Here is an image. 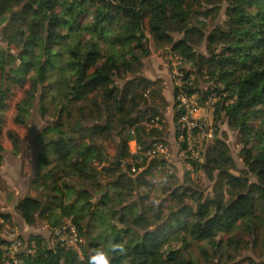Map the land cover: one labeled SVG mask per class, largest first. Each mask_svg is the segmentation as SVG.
Here are the masks:
<instances>
[{
  "label": "trees",
  "instance_id": "trees-1",
  "mask_svg": "<svg viewBox=\"0 0 264 264\" xmlns=\"http://www.w3.org/2000/svg\"><path fill=\"white\" fill-rule=\"evenodd\" d=\"M202 1L0 0V34L8 48L0 47V113L12 84L25 87L16 122H25L37 95L43 116L49 105L58 113V121L36 137L38 172L32 181L54 196H24L15 209L28 225L40 217L59 227L70 218L86 241L79 253L58 240L49 248L40 235H31L37 248L23 254L25 264H87L89 253L110 241L127 246L124 255L114 254L112 264H204L190 250L192 242L202 243L199 251L206 261L219 258L215 264H240L235 256L250 245L264 249V0H227L226 20L208 34L199 17L210 10ZM149 38L154 47H169L180 57L185 79L193 76L185 61L204 79V84L186 83L187 94L201 93L200 100L217 94L215 121L238 130L246 165L233 173L236 163L228 144L215 138L203 161L193 162L213 181L211 194L191 185L171 188L166 215L163 204L140 210L129 200L130 192L151 186L145 175L154 164L164 163L155 156L136 178L128 175L133 170L130 141L143 152L155 139L165 143V125L147 123L150 117L163 120L167 107L162 81L142 74ZM203 40L206 54H199L196 47ZM179 113L174 102L176 129ZM83 117L89 125L77 127L75 121ZM110 141L115 161L98 170L96 163L108 162ZM2 151L0 145V164ZM126 161L128 173L118 163ZM103 172L109 177L105 183ZM94 194H101L97 203L91 202ZM8 220L10 215L0 212V230ZM96 226L105 232L93 233ZM3 255L0 248V260ZM247 264H264V259Z\"/></svg>",
  "mask_w": 264,
  "mask_h": 264
},
{
  "label": "rangeland",
  "instance_id": "rangeland-1",
  "mask_svg": "<svg viewBox=\"0 0 264 264\" xmlns=\"http://www.w3.org/2000/svg\"><path fill=\"white\" fill-rule=\"evenodd\" d=\"M201 6L205 7L207 10H210L208 16L200 15L199 17V19L205 23L208 34V32H210L216 25H221L226 20V10L228 4L227 0H210L209 3L203 0ZM174 38H179V35H174ZM0 47L8 51L6 43L1 40V34ZM149 47L150 54L143 60L142 74L146 76L148 71L153 72V65L158 64L160 66L159 69L161 66L165 67L166 65L168 68L167 73L173 81V63L174 65H178L179 61L175 60L171 54V51L169 50V47H154L151 40L149 42ZM10 50L12 52H16L15 49ZM196 52L199 54H206V40H203L201 44L196 47ZM183 66L189 70H193L191 73L193 74L192 77L195 79L196 83H203L204 79L199 75L191 63L185 61ZM159 69L157 68V71L154 70V72L157 73ZM158 75H160V72H158ZM197 75L200 77V81L198 80ZM118 84H121V81H118ZM8 87L10 90L8 93L9 96L6 99L7 107L0 113V145L3 148V151L1 152L0 164V212L8 213L10 215V220L3 222V227L0 230V238L6 241V243L9 245L14 238L13 233H15L16 237H18L23 243L24 252H20V255L23 257V254H33L37 248V243L35 240L29 241L31 235H40L43 238V244H46L49 248H53L55 243L58 242L54 236L55 229L63 228L69 222H71V219L64 218L63 226L51 227L47 220L39 217L33 224L28 225L18 215L15 209L16 202L24 196H32L40 200H44L45 198L46 200H50L54 196L53 193L51 194L47 189L40 188L39 183H34L32 181L35 180L36 174L38 172L36 163V137L46 126L53 125L58 121V113L53 105H49L48 112L45 114V116H43L39 110L40 99L39 95H37L34 100H31L33 106L30 109L25 122H16L15 117L17 114V107L24 97L23 95L25 87H20L15 84L8 85ZM202 88L207 90V85L203 86ZM197 94L201 96V93ZM171 103L172 101L167 102V108ZM167 108L164 111L165 114H168ZM165 114H163V124L165 125L163 141L167 146L168 153L166 157L165 155L160 157L164 160V163L156 165L154 164L152 170L150 171V175H145V179L149 181L151 186H142L138 189H135L133 192H130L131 197L129 198L130 201H135V203H137L140 210H143V208L148 205L163 204L162 211L164 215L167 214V211L169 210L168 207L172 203L171 199L167 200V196L171 191V188H183L186 185H191L198 189L200 193L207 195L211 194L213 185V181L208 179L203 170L198 168V166H194L193 162L195 159L182 152V144L180 143L177 135L175 136V133H177L176 128L174 127L175 124H169L170 119L168 120L167 118H169L170 113L166 116L167 118L165 117ZM208 114V118L205 121L203 120L204 114L201 112L196 115V118L200 122H204L205 131L213 129L216 138H221L228 144L230 154L236 163V170H233L232 172L235 174H240L242 170L246 169L242 153L243 145L240 143V139L242 138L241 135L237 129H232L228 125L227 121L220 118L219 120L216 119L215 121V111L212 114ZM88 122L89 121L87 117H83V119L78 122L75 121L76 125L80 124V127L88 126ZM251 123L254 126H259V122L254 121ZM111 140L114 142L117 140V131L113 132ZM114 142L110 141L106 143V150L110 153V156L107 163H96L98 170L102 171V169L107 167L108 164L115 161ZM135 144L136 143L133 140L129 142V148L133 159H131V157L128 160V162H131V165H133V170L135 171L132 170L129 173L127 172V161L124 164L122 162H118L119 165L123 166V169L121 170L127 172L131 179L136 178L139 173L143 172V169L149 167L153 163L152 161H154V159L152 160V157L149 156L146 151H142V147L136 149ZM142 161L145 162L140 164L142 165L140 168L136 169L135 165L141 163ZM187 177L190 178L191 181L186 182ZM101 179L102 183H105L109 177L103 172ZM251 179L255 180L256 178L253 175L251 176ZM37 184L38 187H36ZM100 196L101 194H94L91 198V202L97 203ZM144 196H146V198L142 200L141 198ZM164 199L166 201H164ZM173 204H175V201ZM148 216H151V214H148ZM111 222L113 223V220ZM95 225H97L96 222ZM117 227H121V225L117 224ZM135 229L139 230L138 228ZM95 232L104 233L105 230L103 227L96 226L93 229V233ZM79 237L81 242L73 241L71 247L80 253L82 248L85 246L86 241L84 240L85 237L82 235L79 234ZM226 237L227 236L224 235V238ZM181 242L183 241L179 240L177 243L181 244ZM174 246L180 247V245ZM200 246H202V243L200 242H192L190 244L189 248L196 258H198L200 262L204 264L217 263L219 258H211L209 261H206L199 251ZM231 253L233 252L230 251V254ZM249 259H252L256 262L263 260V247L261 246L258 249H254L253 246H248V248L239 251V253L235 256L234 262L247 264Z\"/></svg>",
  "mask_w": 264,
  "mask_h": 264
},
{
  "label": "built area",
  "instance_id": "built-area-1",
  "mask_svg": "<svg viewBox=\"0 0 264 264\" xmlns=\"http://www.w3.org/2000/svg\"><path fill=\"white\" fill-rule=\"evenodd\" d=\"M171 54L180 64V57L174 53ZM179 64L174 65L173 63L172 67L173 84L176 89L175 102L177 103V108H180V113L178 114L177 119L178 126L176 129L178 130V139L182 144L183 153L202 162L208 145L214 141L216 135L213 129L205 131L204 122H200L196 118V115L199 112L203 113V120L205 121L208 118V113L212 114L215 111L218 97L215 92H211L204 100H200L201 98L197 93L187 94L185 92L186 83H189L190 85L193 77L191 76L185 79L184 70ZM147 123L151 126L161 128L164 120L158 117H150V120H148ZM136 149H139L137 145ZM146 152L151 157L164 155L166 157L168 149L165 143L155 139ZM13 236L14 238L9 245H0V248L4 251L0 264H25L24 258L20 255V252H24L23 243L18 237H16L15 233H13ZM54 236L56 240L60 241L65 246H71L73 241L81 242L80 237H78L75 227L71 222L63 228L55 229Z\"/></svg>",
  "mask_w": 264,
  "mask_h": 264
},
{
  "label": "clouds",
  "instance_id": "clouds-1",
  "mask_svg": "<svg viewBox=\"0 0 264 264\" xmlns=\"http://www.w3.org/2000/svg\"><path fill=\"white\" fill-rule=\"evenodd\" d=\"M126 252V242L110 241L106 246L92 250L87 257V264H112L114 254L124 255Z\"/></svg>",
  "mask_w": 264,
  "mask_h": 264
},
{
  "label": "crops",
  "instance_id": "crops-1",
  "mask_svg": "<svg viewBox=\"0 0 264 264\" xmlns=\"http://www.w3.org/2000/svg\"><path fill=\"white\" fill-rule=\"evenodd\" d=\"M153 66H154L152 69L153 72L148 71L146 73V76H147V78H149L151 80L161 79L162 85H163V95H164L167 102L172 101V103L169 105V107L168 108L166 107L168 110V114L170 113L169 118L166 117L168 114H165V113L164 114L168 120L170 119L169 124H171V123L175 124V122H174L175 88H174L173 81L167 73L168 68L166 65H165V67L161 66L160 69H159L160 66L158 64L153 65ZM157 68L159 69L158 72H160V75H158V72L157 73L154 72V70L157 71ZM175 136H176V133H175Z\"/></svg>",
  "mask_w": 264,
  "mask_h": 264
},
{
  "label": "water",
  "instance_id": "water-1",
  "mask_svg": "<svg viewBox=\"0 0 264 264\" xmlns=\"http://www.w3.org/2000/svg\"><path fill=\"white\" fill-rule=\"evenodd\" d=\"M77 127H80V124H77Z\"/></svg>",
  "mask_w": 264,
  "mask_h": 264
}]
</instances>
